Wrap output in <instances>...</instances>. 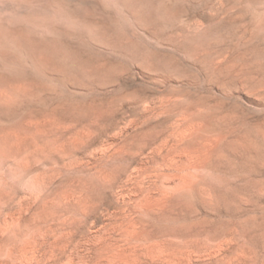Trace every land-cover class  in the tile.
Listing matches in <instances>:
<instances>
[{
  "label": "rangeland",
  "instance_id": "obj_1",
  "mask_svg": "<svg viewBox=\"0 0 264 264\" xmlns=\"http://www.w3.org/2000/svg\"><path fill=\"white\" fill-rule=\"evenodd\" d=\"M5 1L0 264H264V0Z\"/></svg>",
  "mask_w": 264,
  "mask_h": 264
},
{
  "label": "bare ground",
  "instance_id": "obj_2",
  "mask_svg": "<svg viewBox=\"0 0 264 264\" xmlns=\"http://www.w3.org/2000/svg\"><path fill=\"white\" fill-rule=\"evenodd\" d=\"M7 1V0H6ZM5 1V2H6ZM17 1V0H16ZM4 2V1H3ZM9 2V1H8ZM32 2H34V1H31V3ZM34 4V3H33ZM4 7V6H3ZM14 9V8H13ZM9 10V9H8ZM11 11H13V10H11ZM14 33H15V31H14ZM17 34V33H16ZM255 37V36H254ZM18 40V39H17ZM207 45V44H206ZM25 46V45H24ZM26 49H27V47H26ZM8 57V56H7ZM18 58V57H17ZM13 60V59H12ZM16 61V60H15ZM4 62V61H3ZM8 62V61H7ZM208 62V61H207ZM209 62H210V60H209ZM4 64V63H3ZM205 64V63H204ZM221 65V64H220ZM12 67V66H11ZM203 67V66H202ZM215 67H217V66H215ZM241 66H239V64L237 63V62H234V63H228V64H226V65H224V66H222V68L219 70V73L220 74H224V73H226V74H232V73H234L237 69H239L238 71L239 72H242V70L244 69V68H240ZM8 69L10 70V68L8 67ZM19 69V68H18ZM205 70V69H204ZM11 72V71H10ZM206 72V71H205ZM211 72V71H210ZM208 73V72H207ZM1 74V73H0ZM16 75V74H15ZM221 76V75H220ZM214 77V76H213ZM18 78V77H17ZM207 78V77H206ZM2 80V78L0 77V81ZM14 80V79H13ZM12 80V81H13ZM7 81V80H6ZM19 81V80H18ZM24 81V80H23ZM28 81V80H27ZM249 83H250V81H249ZM260 83H262V82H258V83H251V85L253 86V87H255V85H258V84H260ZM6 84H7V82H6ZM11 85V84H10ZM250 85V86H251ZM251 86V87H252ZM6 87H7V85H6ZM8 89V88H7ZM11 95V94H10ZM20 96V95H19ZM26 98V97H25ZM13 99V98H12ZM15 100V99H14ZM7 101V100H6ZM10 102V101H9ZM16 102H17V100H16ZM8 103V102H7ZM94 104L95 103H93V106H94ZM219 104V103H218ZM221 106V105H220ZM212 107H213V109L214 108H217L218 107V105H212ZM211 107V108H212ZM98 109H99V111H102V108L100 107V106H98ZM216 111L214 110V111H208V112H206V114L205 113H203L202 115H201V117H203L204 116V118L205 119H208V121L209 120H213V121H217V122H220V121H223L224 119H226V117L227 116H216V113H215ZM218 112V111H217ZM198 118V117H197ZM204 121V120H203ZM214 123V122H213ZM210 124H211V122H210ZM207 127V126H206ZM209 128H210V126H209ZM208 127H207V129H209ZM256 129V131L258 132V133H260V134H263L264 135V127H262V126H258V127H256L255 128ZM254 129V130H255ZM229 130V129H228ZM235 130V129H234ZM237 130V129H236ZM249 130V129H248ZM226 131V130H225ZM255 131V132H256ZM250 132V131H249ZM208 133V132H207ZM252 133V132H251ZM255 134H257V133H255ZM211 135V134H210ZM247 136H249L248 134H247ZM226 137V136H225ZM244 137H245V135H244ZM191 140V139H190ZM189 142V141H188ZM223 143V142H222ZM206 145V144H205ZM216 148H217V146H216ZM216 148H214L213 147V149H216ZM221 149H227L231 154H235V156L237 155H240V154H242L241 156H245L246 155V157H247V161H246V159H245V163L247 162V163H257V164H260V165H263L264 166V154H258V153H260L261 152V148L259 147V145L257 144V143H255V142H253V141H247L246 142V139L245 140H240V139H238V138H231L230 140H227L226 142H224L221 146H220V148H218L216 151H215V153H214V155H213V153L211 154V155H213L212 156V159H210L211 160V164H215V163H219V164H229V161L226 159V157L222 154V150ZM162 150H163V148H162ZM250 150H254L255 152H257V154L258 155H256V153H255V155H253L252 153H250L251 151ZM225 151V150H224ZM159 152H161L160 150H159ZM212 152H213V150H212ZM195 153V152H194ZM186 154V153H185ZM168 155V154H167ZM190 156V155H189ZM188 156V157H189ZM162 157H164V156H162ZM167 157V156H166ZM196 157V156H195ZM245 157V158H246ZM171 158V157H170ZM173 158V157H172ZM210 158H211V156H210ZM167 159V158H166ZM190 159H191V156H190ZM172 160V159H171ZM195 160V159H194ZM192 161V160H191ZM191 161H190V163H191ZM172 162H173V160H172ZM177 162V161H176ZM174 163V162H173ZM168 165H169V163H168ZM172 165H174V164H172ZM176 165H177V163H176ZM253 165V164H252ZM247 166V165H246ZM176 167V166H175ZM174 167V168H175ZM190 167V166H189ZM166 168H167V166H166ZM172 168V167H171ZM249 168V167H248ZM254 168V167H253ZM215 169V168H214ZM162 170H163V168H162ZM202 179V178H201ZM229 179V178H228ZM199 180V179H198ZM220 181H221V179H220ZM223 181V180H222ZM229 183V182H228ZM218 185V184H217ZM213 186V185H212ZM229 189V188H228ZM227 192V191H226ZM185 195H186V193H185ZM224 200V199H223ZM228 201V200H227ZM241 201V200H240ZM205 202V201H204ZM211 203V202H210ZM228 203V202H227ZM243 203V202H242ZM205 204V203H204ZM250 220H251V218H249ZM250 220H248V221H250ZM256 220V219H255ZM252 221H254L253 219H252ZM260 221V220H259ZM263 221V220H262ZM251 222V221H250ZM246 223V222H245ZM244 223V224H245ZM261 223V222H260ZM247 224H248V222H247ZM258 224V223H257ZM263 224H264V222H263ZM250 225V224H249ZM255 232V231H254Z\"/></svg>",
  "mask_w": 264,
  "mask_h": 264
}]
</instances>
